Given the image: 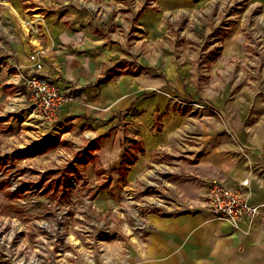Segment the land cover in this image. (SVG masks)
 I'll return each instance as SVG.
<instances>
[{
	"label": "crops",
	"instance_id": "obj_1",
	"mask_svg": "<svg viewBox=\"0 0 264 264\" xmlns=\"http://www.w3.org/2000/svg\"><path fill=\"white\" fill-rule=\"evenodd\" d=\"M118 1L0 0V151L37 132L28 127L37 121L24 78H43L67 98L55 137L83 152L100 208L114 207L111 194L125 183L138 211L148 204L156 212L142 216L143 234L127 246L112 242L102 258L70 264H264V95H232L227 86L242 62V34L225 40L201 91L193 60L214 2ZM168 15L183 30L182 46L154 41L170 31ZM133 26L153 40L136 54L124 51ZM178 97L201 107H175ZM212 183L246 194L259 213L244 215L238 228L221 220L204 205ZM149 188L152 198L143 196Z\"/></svg>",
	"mask_w": 264,
	"mask_h": 264
},
{
	"label": "rangeland",
	"instance_id": "obj_2",
	"mask_svg": "<svg viewBox=\"0 0 264 264\" xmlns=\"http://www.w3.org/2000/svg\"><path fill=\"white\" fill-rule=\"evenodd\" d=\"M98 1L96 0V2ZM148 1L149 6L158 7L156 6V0H154L156 3L151 0H121L116 3L133 5L138 2L140 3V8ZM212 1L214 2L210 4L212 11L204 14L209 20L207 28L204 29L209 30V32L206 39L200 45H196L197 54L195 55L197 56L193 60V71L197 86L200 87L201 91H204L209 86L214 66L223 56L225 40L230 34L239 31L242 34L244 53L243 57L239 58L242 62L233 68L228 78L227 86L229 92L232 95H264V0ZM170 16L168 15V19L164 22L170 28V31L165 35V40L156 38L154 41L163 45L167 40H170V44H176L177 42L178 46H182L184 43H187L185 38L181 36L183 30L179 26L176 27L174 21L176 16H172L171 18ZM177 31H179L180 38H173L172 35L177 33ZM132 32L133 34L130 35L124 51H128L130 47L132 54H136L138 48L143 49L149 40L153 41L147 32L140 27L133 26ZM144 39L148 41H143ZM137 41L138 45L135 47ZM180 51L178 50L176 52L175 49L172 54L177 58H181L183 53ZM137 70L133 72L135 73ZM174 104L175 107H185L191 112L198 106L196 101L181 97L176 98ZM202 107L212 110V107L208 105ZM30 117L32 121H37V126L30 124L28 127H31L37 132L26 135V139L22 138L23 144L14 147L15 150L12 149L10 152L7 150L0 151V264H9L4 257L3 249V236L4 232H6V229H4L5 221L8 219H18L23 223H29L43 218L41 215H37L39 213L33 215L30 210L32 206L28 204L32 198V194L29 192L31 191V185L38 181L35 175L40 174L41 178L46 179L48 176H43L45 174L69 173L75 170L82 172L85 166L82 163L84 161L82 151H74L73 147L67 142L55 137V134L61 136V133H57L54 128H48L42 125L39 118L35 115H30ZM48 129L54 131V134L50 135ZM27 152L31 156L25 157L24 153ZM19 174H24L23 176L26 179L18 180L16 175ZM23 181L26 183L20 186L22 193L18 194L13 192L12 190L20 185L18 183ZM95 186L98 189L96 194L98 196L100 186L98 183H95ZM124 186L130 185L125 183L124 185H117L116 192L111 194L113 202H116V205L108 208V210L101 209L97 203L98 197L96 198V206L100 213L106 216L109 215L108 217H111L109 222L116 229V233L108 239L107 246L112 242L118 243L121 246L124 245V247L127 246L126 239H130L132 235L138 234L139 232L143 234L144 230L141 228L144 227L141 222L142 218L148 214L156 213L155 211H148V204L142 206L143 210L140 209L138 211L134 202L129 201L132 191L128 187L124 189ZM119 189H122V191H119ZM155 192L151 188L147 189V191L145 189L143 196L149 195L152 198ZM158 194L160 196L163 195L162 193ZM144 197H142L143 204L146 203ZM157 198L162 199L160 197ZM23 203L26 207L19 205ZM102 257L103 255L96 257L93 261ZM72 262L76 261L71 260L67 263L70 264Z\"/></svg>",
	"mask_w": 264,
	"mask_h": 264
},
{
	"label": "built area",
	"instance_id": "obj_3",
	"mask_svg": "<svg viewBox=\"0 0 264 264\" xmlns=\"http://www.w3.org/2000/svg\"><path fill=\"white\" fill-rule=\"evenodd\" d=\"M24 85L29 105L40 123L55 128L67 98L55 85L40 77H26ZM23 175L16 176L18 180H25ZM35 176L38 181L31 185L32 198L28 204L32 206L33 215L39 213L37 215L43 218L29 223L18 219L5 221L3 249L7 262L66 264L71 260L91 262L104 255L108 239L116 229L109 222L111 217L102 215L96 206L98 189L95 183L84 171L76 170L45 174L46 179L40 174ZM24 183H18L20 185L12 191L21 194L20 186ZM130 197L129 201L133 202L134 196ZM19 205L26 207L24 203ZM204 205L234 228H238L244 215L254 217L259 213L258 207L248 204L246 194L221 183H212L208 187Z\"/></svg>",
	"mask_w": 264,
	"mask_h": 264
},
{
	"label": "trees",
	"instance_id": "obj_4",
	"mask_svg": "<svg viewBox=\"0 0 264 264\" xmlns=\"http://www.w3.org/2000/svg\"><path fill=\"white\" fill-rule=\"evenodd\" d=\"M24 156H25V157H28V156H31V154L27 152V153H24ZM129 163H130V165H132V164H133V161H132V160H129V161H128V164H129ZM84 164H85V161H84Z\"/></svg>",
	"mask_w": 264,
	"mask_h": 264
}]
</instances>
